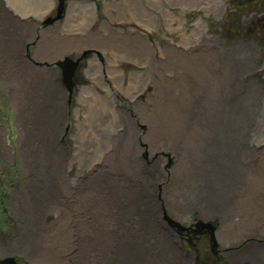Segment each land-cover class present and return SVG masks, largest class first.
<instances>
[{
  "label": "rangeland",
  "instance_id": "374dc122",
  "mask_svg": "<svg viewBox=\"0 0 264 264\" xmlns=\"http://www.w3.org/2000/svg\"><path fill=\"white\" fill-rule=\"evenodd\" d=\"M170 1L93 0L94 6L87 0H0V263L12 260L14 264H105V254L115 255L104 250L126 242V237L118 235L126 229V223L130 229L136 226L137 219L126 213L130 194L119 191L118 184L134 183L123 178L138 167L155 170L156 176L147 178V182L154 180L157 185V202L164 211L160 215L162 225L167 227L166 231L175 230L167 223L170 219L185 228L175 231L181 234L182 246L196 252L194 264H229L241 250L264 246V208L259 206L264 201V147L254 148L264 140V107L254 108L251 104L256 95L264 97L259 84L255 89L244 84L246 90L241 95L249 94V107L247 100L243 107L240 102L236 108L231 106L223 117V121L232 124L233 133L244 136L239 143L232 142L238 167L232 168L224 217L206 219L196 211L189 212L188 208L172 203L173 194L184 200V184L175 175L183 168L186 157L194 153L188 149L191 136L197 139L203 134L206 114L201 111L206 109L205 101L211 105L215 94V82H211L214 80L209 72L218 67L221 72L224 66L227 76L229 71L240 70L244 65L260 73L264 71V47L245 46L243 42L248 35L235 44L224 43L232 41L224 34L229 35V29L243 33L248 30L252 16L247 17L240 7L234 9L231 3L225 6L221 19L219 14L224 9L212 11L209 4L207 12L194 6L215 0ZM59 5L62 8L57 18ZM164 11L173 15L170 26ZM257 16L263 17L256 14L253 19ZM198 19L204 23V35L191 33ZM195 37L212 38L213 42L204 50L192 47L181 54L180 40ZM218 47L223 50L211 52ZM85 50L91 51L90 59H94L95 65L90 66L92 59L85 62V58H77ZM206 54L212 57L209 59ZM191 55L194 61L190 60ZM65 56L78 60L71 91L61 82V69L55 64ZM261 62L260 70L256 66ZM139 74L147 79L137 78ZM261 77L257 80L264 82ZM188 78L196 83L193 89L185 86ZM51 82L60 86L61 122L56 140L66 155L67 168L58 181L57 189L61 190L59 193L56 190L57 196L50 197L51 205L42 211L40 223L34 228L37 250L29 254L17 242L22 228H32L28 215L18 210L20 199L25 200L24 193L18 192H25L23 183L38 174L40 168L32 166L42 158L36 145L37 119ZM82 90L85 102H79ZM101 95H107L115 109L114 113L101 117L100 120L113 124L105 141L97 144L93 130L86 132L81 122L85 117L92 119L89 111L101 105ZM194 101L198 102L197 110L184 107L185 103L190 106ZM174 117L181 119L178 125L173 123ZM183 123L184 127L177 130ZM94 130L101 132L98 127ZM230 131L229 127L222 129L220 137L227 139L225 134ZM256 154L258 161L254 164ZM110 180L115 184L109 186ZM176 188L181 191L177 192ZM107 195L112 202L117 198L120 206L115 203L114 207L107 206ZM84 217V225L89 226L85 229L78 221ZM198 222L212 224L218 244L216 256L210 249L207 234H190L186 230L193 229ZM101 230L104 234L99 237ZM84 231H90L88 242ZM188 234L190 237L186 239Z\"/></svg>",
  "mask_w": 264,
  "mask_h": 264
},
{
  "label": "bare ground",
  "instance_id": "6f19581e",
  "mask_svg": "<svg viewBox=\"0 0 264 264\" xmlns=\"http://www.w3.org/2000/svg\"><path fill=\"white\" fill-rule=\"evenodd\" d=\"M153 1H160V0H153ZM228 1L229 0H227V5L225 0H215L214 3L213 2L208 3V1H202L203 3H205V5L196 4L194 6L204 8L203 10H206L208 12L210 11V5H212L213 7L212 11L214 10L222 11V9H224L225 6L229 7L231 0L230 2ZM169 2L171 1L169 0ZM258 5L259 3L256 6ZM74 6L75 5H73V7ZM263 6H264L263 4H260L258 8L249 10L246 16L247 17L253 16L254 12L257 9L262 8ZM48 7H50V5H48ZM85 7L87 8V6ZM76 8L78 9V7ZM69 9L70 7L68 8V10ZM68 10L66 11L67 13L70 11ZM160 10L161 9H159L158 11ZM225 10L226 9H224L219 14L221 15V19ZM66 12L64 15V19H66V15H67ZM161 14H163L162 11ZM164 16L165 17L167 16L168 18L167 23L170 26L169 22L174 21V18L172 17L173 15H171V13L164 11ZM229 23L233 24L232 22ZM226 26L228 25L225 24V27ZM204 31H205L204 23L201 21V19L196 20L195 29H193L191 33L195 35L196 34L204 35ZM230 38L232 41L226 40L224 41V43L227 42V44L229 45L235 44L236 41L242 37H240L235 33V35ZM221 41L223 40L221 39ZM244 41L246 42H243V44L247 47H252V45L254 46L256 44H260L262 47H264V39L263 41H261L260 39H255V38H247V39L245 38ZM210 42H213L212 38H196V37L182 38L179 43L180 46L179 49L181 54L187 52V49H191L192 47L193 48L203 47L202 50H204L205 46H208ZM255 47L259 48V46H255ZM222 50L223 49L219 50L218 47L213 49L211 52L218 53L219 51ZM233 50L237 51V49L235 48H233ZM206 56H209V59L212 57L211 55H207V54ZM260 56L261 55H259V58ZM91 59H90L91 60L90 66H93L95 65V61L93 58ZM190 60L194 61V57L192 56ZM111 66L115 67L114 65ZM256 67H258L261 70L263 67V62L259 63ZM225 71H226L225 67L222 66L221 72H219V67L217 68V70H213L211 73L209 72V74L214 80L211 82H215V89H214L215 94L213 96L211 105H209V101H205L206 109L201 111L202 113L206 114V119L202 124L204 131L200 137H197V139L194 136H191L192 144L188 149L193 150L194 153L193 155H190V158L188 156L186 157V161L183 168L180 167L178 170L179 172L178 175H175L177 181H180V184L182 186L184 184L186 194L184 196V200H182L176 194L172 195L173 196L172 199L174 201L172 203H174L177 207L179 208L181 207L183 209L188 208L189 212L196 211L197 213L200 214L201 217L206 219L211 218L212 220L215 218L222 219L224 217L225 214L224 210L226 209L228 202L226 200L230 196V192H231L229 181L231 177L232 168L237 169L236 167H238V162L235 157V154L237 152L234 143L237 144L244 138V136H242L241 133L238 134L232 132L233 129L232 124L230 123L227 124V122L223 121L224 114L226 111L230 110L231 106L233 108H236L237 105L240 104V102H242V107H243V105H245V103L243 102L246 100H247L246 106L249 107V105H247L249 100L247 96L249 94L247 93L246 97H243L241 95V93H243V91L246 90V88L244 89V84H246V86L253 87L252 89H255V87H257L259 84V88L261 90L262 88L264 89V82H262L260 79L257 80L258 76L260 75L264 76V71H261L260 73L256 71H252L251 68L244 65L241 66L240 70L229 71L227 73V76L226 74H224ZM113 72L115 71H112V73ZM136 77L139 79L142 78L144 80L147 79L142 74L141 75L139 74ZM255 81L257 82L259 81V82L256 83ZM185 86L188 89H193L194 87H196V83L193 81V79H189L186 81ZM58 87L60 88L58 82L55 83L51 82V85L47 88L46 101L44 102L43 105H41L38 114L37 132L39 135V141L36 145L40 147V152H42V158H39L35 161V163L34 162L32 163V166L40 167V168L37 167L38 174L36 172L32 177L27 178L25 183H23L24 185L26 184V188L24 190L25 192H18L19 194L24 193V197H25V200L24 198L20 199V202L18 204L20 209L18 208V210L19 212H25L28 215V218L31 219V222H29V224L32 226V228H27V227L22 228L17 238L18 239L17 242H21L22 246L24 247L23 250L29 254L30 253L33 254L35 253L34 251L37 250L35 244L37 243L38 238L36 237L34 228H36L39 219H41L42 211H45L47 206L51 205L52 201L50 197L52 198V196H57V194H55L56 190L57 193H59V191L61 190L60 188L57 189V187L59 186L58 181L61 179V175L66 173V168H67V167L65 168L64 166V163H66L65 162L66 155L63 151L62 145H59L58 141L56 140V136H58L57 127L61 122L59 116V113H61L60 110L61 103H60V99H58L60 98L61 92ZM201 89L206 90L203 86ZM249 91H250V87L247 89V92ZM126 93L131 94L129 90H127ZM84 94L85 93H83L82 90L80 92L79 102H85V100L83 99ZM106 96L107 95L105 96L101 95L102 97V100H100L101 105L100 106L97 105V107L89 111L92 119L89 117H85L83 122H81L83 127L87 129L86 132L93 130L91 133L95 136L94 140L97 142V144L98 142L102 144V142L105 141V137L111 133L110 126L112 128V124H113L111 122V124L109 125L110 122L108 120H100L101 117L103 115L108 114V112L114 113L115 108L110 98H106ZM263 100H264L263 96L256 95V97L253 98V103L251 104L252 106H254V108H261L264 107V104L261 103V101ZM197 104H198L197 101L191 102L190 106H188V103H185L184 107H186V109L195 111L198 109L196 107ZM166 115L168 118L170 117L169 113L167 112ZM179 120L181 119L174 117L173 123H175V125H178ZM220 120L222 121L221 126H220ZM184 125L185 123H183L179 127H176L177 130L183 128ZM96 127H98V129L101 132L95 133L94 128ZM228 127L230 128L231 131L230 133L225 134V137L227 139H225L224 136L220 137L221 134H219V132H221L222 129H226ZM233 141L234 143H232ZM258 145L259 144L255 145L254 148L258 149ZM78 146L79 147L81 146L80 141ZM33 170H35V168H33ZM129 175L130 176L123 179L133 180L135 182L126 183V181L125 182L122 181L121 183L118 184V190L122 191L123 194L125 192L127 194L128 193L130 194L129 197L131 198V200L126 202V209H127L126 213L127 216H129L130 218L134 220L137 219V223L136 226L131 227V229L127 227L128 223H126V229L118 233L119 236L126 237V242L117 243L115 248L105 249L104 253L105 251L107 252L108 250L109 252L113 253V255L115 256L113 257L105 254L107 262L104 263L105 264H114V263L115 264H194L195 262L193 263V261L195 260L193 259L197 258L196 252L194 251L191 252V250H188L182 246L181 244L182 237L180 232H178L179 233L178 235L177 233L178 230L175 231L176 229L173 230L169 227H168L169 231H166L165 228L167 227L162 225V221L160 220V215L164 211L162 210L161 205L157 202L158 201L157 190H156L157 185L155 184L154 180L147 182V178L148 180H150V178L156 176V172L153 169V167H148V170L145 171L143 170V168L138 167V170H134V172ZM103 177L104 179L107 178V176L104 175ZM54 178L55 181L53 182ZM185 178L186 181H184ZM98 180H101V177L98 178ZM114 184L115 181L110 180L109 186H112ZM146 186L150 188L147 190ZM61 188L63 189L65 188V186H62ZM176 190L177 192L181 191L180 188H176ZM107 198H108L107 206L109 207H114L115 205L120 206L117 198H113L114 199L113 202L111 201L110 195H107ZM252 202H254V200ZM259 206L264 208V201L259 203ZM202 212L206 213L207 215H203ZM78 221H80V223L82 224L83 222H85V217L84 219H80ZM82 226L84 229L89 227L88 225H84V223ZM119 227L123 228L124 226L122 224H119ZM90 231H86V232L84 231V235L87 236V240H86L87 242L91 237L88 235V232ZM103 234L104 231L101 230L99 233V237H101ZM212 236L215 241L216 236L214 237V233H212ZM7 249H11V248L7 247ZM253 250L252 251H247L245 249L241 250L235 255L236 256L235 261L230 262L229 264H264V246L261 247L259 246L254 251ZM9 253L11 252H7V254ZM11 261L12 260H5L4 262H11ZM110 261H113L114 263L112 262L110 263Z\"/></svg>",
  "mask_w": 264,
  "mask_h": 264
},
{
  "label": "water",
  "instance_id": "95a60500",
  "mask_svg": "<svg viewBox=\"0 0 264 264\" xmlns=\"http://www.w3.org/2000/svg\"><path fill=\"white\" fill-rule=\"evenodd\" d=\"M57 65L61 67L63 82L69 88L70 85L69 80H71L75 64L71 62V60L65 59L63 62H58ZM0 264H13V263L11 261V262H2Z\"/></svg>",
  "mask_w": 264,
  "mask_h": 264
}]
</instances>
